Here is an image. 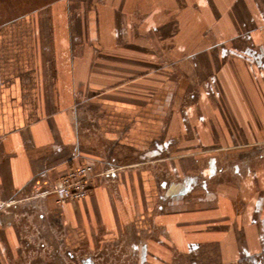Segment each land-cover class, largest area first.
I'll list each match as a JSON object with an SVG mask.
<instances>
[{
  "label": "crops",
  "instance_id": "0c3cea01",
  "mask_svg": "<svg viewBox=\"0 0 264 264\" xmlns=\"http://www.w3.org/2000/svg\"><path fill=\"white\" fill-rule=\"evenodd\" d=\"M45 4L0 25V264H264V0Z\"/></svg>",
  "mask_w": 264,
  "mask_h": 264
},
{
  "label": "built area",
  "instance_id": "2783aa9c",
  "mask_svg": "<svg viewBox=\"0 0 264 264\" xmlns=\"http://www.w3.org/2000/svg\"><path fill=\"white\" fill-rule=\"evenodd\" d=\"M95 178L91 166H83L70 170L53 186L51 193L56 197V203L61 205L77 202L87 197L91 192L90 184ZM10 204L0 201V212Z\"/></svg>",
  "mask_w": 264,
  "mask_h": 264
},
{
  "label": "rangeland",
  "instance_id": "374dc122",
  "mask_svg": "<svg viewBox=\"0 0 264 264\" xmlns=\"http://www.w3.org/2000/svg\"><path fill=\"white\" fill-rule=\"evenodd\" d=\"M46 1L50 0H0V25L7 22L9 19L16 17L19 14L26 13L28 11H32L34 9H40L45 7L47 4ZM43 13H45L43 11ZM67 262L70 264L73 261L75 262V257L69 258L67 254H65ZM104 260V261H79L76 264H114V261Z\"/></svg>",
  "mask_w": 264,
  "mask_h": 264
},
{
  "label": "flooded vegetation",
  "instance_id": "af4514ba",
  "mask_svg": "<svg viewBox=\"0 0 264 264\" xmlns=\"http://www.w3.org/2000/svg\"><path fill=\"white\" fill-rule=\"evenodd\" d=\"M65 254H67L69 258H70V257L73 258V256H74L73 254H71V253H69V252H65ZM64 256H65V255H64ZM65 260H66V257H65ZM66 262H67V260H66Z\"/></svg>",
  "mask_w": 264,
  "mask_h": 264
}]
</instances>
